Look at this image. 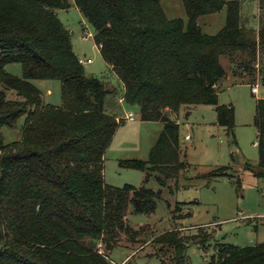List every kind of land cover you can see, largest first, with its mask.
<instances>
[{"label": "trees", "instance_id": "1", "mask_svg": "<svg viewBox=\"0 0 264 264\" xmlns=\"http://www.w3.org/2000/svg\"><path fill=\"white\" fill-rule=\"evenodd\" d=\"M162 3L0 0V264H114L108 253L123 235L133 242L148 235L149 227L132 228L127 215L129 209L147 215L157 210L161 193L147 187L152 175L167 188V180L187 169L180 126L170 116L182 107L211 106L234 138L235 110L220 105L217 91L227 77L221 58L241 53L238 69L256 73L264 31L255 36L241 27L238 1L183 0L187 23L168 19ZM72 6L93 28L104 62L124 85V102L139 108L142 121L165 125L147 160L120 162L145 173L140 188L105 182V154L123 123L105 112L109 91L86 74L58 16ZM225 7L224 29L204 34L199 18ZM10 64L22 66V78L7 71ZM37 80L61 83L62 106L45 103ZM254 124L260 157L254 175L264 179V99L257 102ZM5 128L19 130L21 139L5 144ZM190 240L177 230L154 241L175 250L176 264H188ZM207 264H264V243L220 245Z\"/></svg>", "mask_w": 264, "mask_h": 264}, {"label": "rangeland", "instance_id": "2", "mask_svg": "<svg viewBox=\"0 0 264 264\" xmlns=\"http://www.w3.org/2000/svg\"><path fill=\"white\" fill-rule=\"evenodd\" d=\"M69 1L73 3V0ZM229 1L240 3L242 28L254 32L255 36L264 31V0ZM162 7L168 19L188 22L183 0H163ZM227 12L225 7L220 12L201 16L198 24L203 33L208 36L219 34L226 26ZM58 16L72 34L77 56H89L93 60L92 64L84 66L86 74L100 79L109 91L104 103L105 112L117 116L120 122L129 112L141 120L138 107L120 102L124 99L123 87L102 59L93 37L95 32L80 11L72 6L59 11ZM233 57L221 58L227 77L218 84L217 91L219 103L235 110L234 138L217 125V114L211 106L182 107L178 114L170 116L180 126V159L187 169L180 171L176 180H167V188L156 180L159 174L152 175L147 187L161 193L157 210L147 215L134 214L129 209L127 215L132 228L149 227L148 235L136 242L123 235L118 246L111 253L107 252L114 264H176L175 250L169 247L162 249L154 240L166 232L177 230L191 239L186 253L188 264L209 263L220 245L249 247L264 243V179L254 175L260 163L254 119L257 102L264 99V48L259 49L254 74L238 69L237 63H242L243 54L237 53ZM6 69L14 76H23L20 64H10ZM33 84L41 90L46 104L62 106L59 81L37 80ZM253 85H259L258 95L252 93ZM22 124L21 120L19 127ZM158 127L162 130V126ZM2 136L5 144L21 139L19 130L7 128L2 130ZM120 138L118 132L112 146L114 149L121 148ZM233 143L237 148L235 152ZM106 166L107 184H113L115 188L127 185L140 188L146 180L143 172L122 168L111 158H108ZM220 169H224V175L205 178ZM99 249L102 253L106 251L104 247Z\"/></svg>", "mask_w": 264, "mask_h": 264}, {"label": "crops", "instance_id": "3", "mask_svg": "<svg viewBox=\"0 0 264 264\" xmlns=\"http://www.w3.org/2000/svg\"><path fill=\"white\" fill-rule=\"evenodd\" d=\"M86 58H89V56ZM119 82L121 84V87H123V94L125 96V87L120 81V79H119ZM48 93L50 94L51 92L49 91ZM120 102H124V99H120ZM129 113H132V112H129ZM126 117H127V114L125 117H122L124 119L122 121L123 124L117 130V133L119 132L121 134V138H120L121 148L114 149L115 147H112L115 145V140L117 138V133H116L111 146L109 147V149L107 150L105 154L104 178H105L106 184L108 182V172H107V166H106L108 158H111L117 161L119 165H120V162L124 160H147V155L150 154L151 150L156 145L161 133L163 132L164 126H165L164 123L162 122H145L142 120H136L135 122H130L126 120ZM124 123H127L129 125L125 127V125L127 124H124ZM217 125L219 126L218 121H217ZM158 126H162V130ZM122 128H124V130ZM155 178L156 180L158 179L157 177ZM107 185L112 186L113 184H107Z\"/></svg>", "mask_w": 264, "mask_h": 264}, {"label": "built area", "instance_id": "4", "mask_svg": "<svg viewBox=\"0 0 264 264\" xmlns=\"http://www.w3.org/2000/svg\"><path fill=\"white\" fill-rule=\"evenodd\" d=\"M89 35H91V34H89ZM92 36V35H91ZM98 48V47H97ZM79 63L81 64V65H83V66H85V65H89V64H92L93 63V60L89 57V58H86V57H82V58H79ZM251 89H252V93L254 94V95H258L259 94V92H260V90H259V85H253L252 87H251ZM126 120L127 121H130V122H135L136 120H137V117H136V115L134 114V113H129L128 115H127V117H126ZM257 145V144H256Z\"/></svg>", "mask_w": 264, "mask_h": 264}, {"label": "water", "instance_id": "5", "mask_svg": "<svg viewBox=\"0 0 264 264\" xmlns=\"http://www.w3.org/2000/svg\"><path fill=\"white\" fill-rule=\"evenodd\" d=\"M232 147H233V152H235V151L237 150V148H236V144L233 143V144H232Z\"/></svg>", "mask_w": 264, "mask_h": 264}]
</instances>
